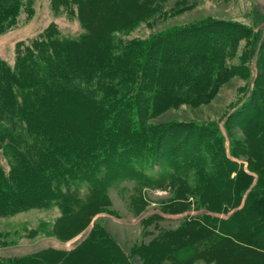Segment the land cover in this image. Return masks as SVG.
I'll use <instances>...</instances> for the list:
<instances>
[{"label": "trees", "instance_id": "16d2710c", "mask_svg": "<svg viewBox=\"0 0 264 264\" xmlns=\"http://www.w3.org/2000/svg\"><path fill=\"white\" fill-rule=\"evenodd\" d=\"M166 1L51 0L55 10L77 18L81 33L65 38L55 25H48L17 44L12 63L0 60V151L8 166L0 159V217L55 203L61 213L55 224L63 227L57 234L71 236L73 230L63 235L73 227L69 222L78 218L81 229L91 215L108 206V182L135 176L150 180L143 170L159 163L186 168L173 183L178 199L188 198L179 195L190 192L208 207L224 205L223 209L238 202L250 177L226 153L218 122L155 124L149 118L182 103L206 102L221 82L247 76L252 67L246 60L261 52L264 61V29L207 17L147 37L127 38L140 23L164 12ZM176 2L181 3L173 13L190 7L184 0ZM32 8L33 0H0V32ZM243 40L246 44L237 54ZM258 77L249 97L226 114L223 125L229 132L230 154H239L238 147L260 163L264 72ZM237 122L243 143L229 131ZM258 173L264 186L262 169ZM83 182L90 186L85 197L79 193ZM216 221L205 223L214 226ZM223 226L229 237L215 234L183 264H224L232 247L236 252L244 245L262 249L263 200L236 210ZM6 239L0 230V244ZM149 245L138 248L145 261L160 254ZM162 251H167L164 245ZM212 256L216 258L209 263ZM0 264H131V259L106 231L95 228L74 251L51 249L0 258Z\"/></svg>", "mask_w": 264, "mask_h": 264}, {"label": "rangeland", "instance_id": "374dc122", "mask_svg": "<svg viewBox=\"0 0 264 264\" xmlns=\"http://www.w3.org/2000/svg\"><path fill=\"white\" fill-rule=\"evenodd\" d=\"M176 1L167 0L163 3L164 12L140 23L127 38L147 37L166 27L188 24L207 17L232 19L255 25L256 29H264V0H184L190 7L173 13L179 10L176 7L181 3L177 4ZM52 24L65 38H74L82 31L77 18L67 16L61 8L55 10L51 0H33L31 13L20 12L16 23L0 32V60L12 63L19 42L31 40ZM263 37L264 32L261 35V38ZM245 44V40L240 42L237 54L242 52ZM260 56L261 52H257L251 61L246 60L245 63L252 67V72L247 76L235 75L221 82L208 101L196 105L182 103L149 118V121L155 124L176 120L218 122L226 153L250 177V182L233 207L223 209L224 205L218 204L215 208L216 205L210 204L209 207L214 209L209 208L207 203H202L198 196L190 195V192L179 193V196L188 198L178 199L173 183L179 177L178 172L186 168L182 166L175 169L174 163L154 164L143 170L150 180L135 176L108 182L104 188L108 206L91 215L81 229L78 228L81 223L78 218L69 222L73 227H68L67 233L63 235L73 230L71 236L64 238L57 234L62 232L63 227L55 224L61 216L55 203L48 207H32L0 217V230L7 236L5 244H0V258L22 257L51 249L74 251L89 238L93 229L102 228L130 256L131 264H167L171 260L183 264L188 255L191 256L200 248L206 247V244L216 237L215 234L221 238L229 237L226 231L221 229L224 227L223 221L233 216L236 210L244 209L247 204L252 205L256 201L261 205L262 200L264 202V186L259 181L258 173V170L262 169L264 178V162H256L254 157L248 153L244 154L238 147L236 152L239 154L231 155L229 132L223 125L226 114L249 97L256 79L259 80V74L264 72V61ZM237 61L236 57L232 62ZM256 116L261 120V114ZM171 127L176 130L174 126ZM229 131L240 143L244 142L245 136L238 122L230 124ZM182 147L183 144H179L178 149ZM0 159L8 169L1 151ZM234 174L235 172L232 176ZM89 187L86 182L81 183V197L88 194ZM208 219L219 221L213 226L205 223ZM232 242L238 243L236 238H232ZM148 245L160 254L145 261L144 257L138 254V248ZM163 245L167 251L161 253ZM230 253H236L238 256L234 258ZM228 254L224 264H264V243L260 250L257 246L244 245L242 251L236 252V248L232 247ZM223 257L225 256H220L219 260ZM214 258L216 257L212 256L207 260L212 263ZM197 259L198 263L203 260L200 256Z\"/></svg>", "mask_w": 264, "mask_h": 264}]
</instances>
